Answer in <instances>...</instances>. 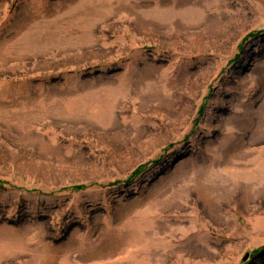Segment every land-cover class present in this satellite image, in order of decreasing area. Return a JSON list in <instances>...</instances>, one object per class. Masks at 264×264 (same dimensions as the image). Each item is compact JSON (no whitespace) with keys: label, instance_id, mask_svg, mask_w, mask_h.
Segmentation results:
<instances>
[{"label":"rangeland","instance_id":"obj_1","mask_svg":"<svg viewBox=\"0 0 264 264\" xmlns=\"http://www.w3.org/2000/svg\"><path fill=\"white\" fill-rule=\"evenodd\" d=\"M0 264H264V0H0Z\"/></svg>","mask_w":264,"mask_h":264},{"label":"bare ground","instance_id":"obj_2","mask_svg":"<svg viewBox=\"0 0 264 264\" xmlns=\"http://www.w3.org/2000/svg\"><path fill=\"white\" fill-rule=\"evenodd\" d=\"M186 12H188V11H186ZM188 13H189V12H188ZM182 14H183V13H182ZM182 14H180V15H182ZM184 14H185V13H184ZM194 14H195V13H194ZM190 16H191V15H186L187 18H189ZM192 16H193V15H192ZM186 17H185V18H186ZM181 18H183V17H181ZM200 192L203 193L204 195L206 194L203 190H201Z\"/></svg>","mask_w":264,"mask_h":264}]
</instances>
